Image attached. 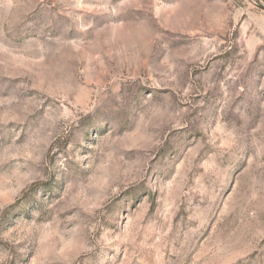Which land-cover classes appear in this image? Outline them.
<instances>
[{
	"label": "rangeland",
	"instance_id": "1",
	"mask_svg": "<svg viewBox=\"0 0 264 264\" xmlns=\"http://www.w3.org/2000/svg\"><path fill=\"white\" fill-rule=\"evenodd\" d=\"M0 264H264V0H0Z\"/></svg>",
	"mask_w": 264,
	"mask_h": 264
}]
</instances>
